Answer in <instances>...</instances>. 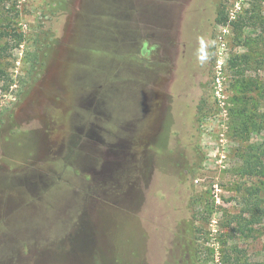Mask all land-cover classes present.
<instances>
[{
  "label": "rangeland",
  "instance_id": "rangeland-1",
  "mask_svg": "<svg viewBox=\"0 0 264 264\" xmlns=\"http://www.w3.org/2000/svg\"><path fill=\"white\" fill-rule=\"evenodd\" d=\"M226 10L160 114L124 0H0V264H264V0Z\"/></svg>",
  "mask_w": 264,
  "mask_h": 264
},
{
  "label": "flooded vegetation",
  "instance_id": "flooded-vegetation-1",
  "mask_svg": "<svg viewBox=\"0 0 264 264\" xmlns=\"http://www.w3.org/2000/svg\"><path fill=\"white\" fill-rule=\"evenodd\" d=\"M124 5L136 16L139 28L146 30L145 36L139 39L148 64L150 103L157 102L160 114L165 108L172 109L178 96L185 105V97L195 88H201L208 78L212 38L219 25L217 16L226 7V0H124ZM188 8L195 20L187 36L179 24L181 13ZM137 42L136 37L130 39L131 45ZM178 78L185 83L181 92L173 88Z\"/></svg>",
  "mask_w": 264,
  "mask_h": 264
},
{
  "label": "trees",
  "instance_id": "trees-1",
  "mask_svg": "<svg viewBox=\"0 0 264 264\" xmlns=\"http://www.w3.org/2000/svg\"><path fill=\"white\" fill-rule=\"evenodd\" d=\"M217 21H218V24H232V25H236V22L235 21H232L230 19V15L228 13V11L226 10V7L223 6L220 10H219V14L217 16ZM201 109H202V106L199 105V108H198V112L200 113L201 112Z\"/></svg>",
  "mask_w": 264,
  "mask_h": 264
}]
</instances>
